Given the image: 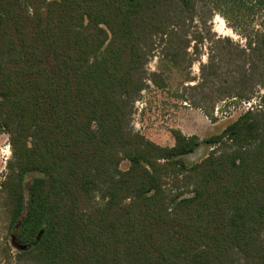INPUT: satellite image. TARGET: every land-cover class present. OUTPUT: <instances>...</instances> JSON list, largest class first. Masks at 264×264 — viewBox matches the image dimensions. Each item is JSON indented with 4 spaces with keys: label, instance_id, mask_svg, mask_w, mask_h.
<instances>
[{
    "label": "trees",
    "instance_id": "obj_1",
    "mask_svg": "<svg viewBox=\"0 0 264 264\" xmlns=\"http://www.w3.org/2000/svg\"><path fill=\"white\" fill-rule=\"evenodd\" d=\"M200 1L246 40L251 71L233 84L258 76L264 90V0ZM173 2L193 20L199 0H0L3 186L28 264H264L263 110L203 142L174 132L173 147L127 130L147 89L146 44L174 41ZM185 171L190 192L170 196L164 174Z\"/></svg>",
    "mask_w": 264,
    "mask_h": 264
},
{
    "label": "rangeland",
    "instance_id": "obj_2",
    "mask_svg": "<svg viewBox=\"0 0 264 264\" xmlns=\"http://www.w3.org/2000/svg\"><path fill=\"white\" fill-rule=\"evenodd\" d=\"M208 2L199 0L193 20L187 14L180 15L173 2L178 10L172 11L168 26L169 31L174 32V41L169 37H156L145 46L148 61L142 77L147 89L133 104L127 130L161 147L174 146V132L203 142L220 135L242 113L264 111L259 100L264 90L258 89V76H249L243 90L235 85L239 79L237 71L242 66L244 71H251L245 38L234 31L221 14L210 11ZM259 19L264 20V15ZM259 19L254 24L260 22ZM257 25L255 28L260 29ZM211 66L216 75L211 74ZM240 93L242 97L238 96ZM228 144L224 142L216 147L203 144L184 157L183 162L191 167L216 149H228ZM12 158L10 136L0 131V264H28L20 256L25 249L17 240L18 228L10 229L7 213L3 184L11 175L7 166ZM129 167L130 162L124 159L119 169L126 171ZM185 175L186 171L164 174L165 189L170 196L180 191L190 192L191 181ZM34 177V174L26 177L25 190ZM100 196L101 193L98 203Z\"/></svg>",
    "mask_w": 264,
    "mask_h": 264
},
{
    "label": "water",
    "instance_id": "obj_3",
    "mask_svg": "<svg viewBox=\"0 0 264 264\" xmlns=\"http://www.w3.org/2000/svg\"><path fill=\"white\" fill-rule=\"evenodd\" d=\"M29 175H31V174H29ZM29 175H28V176H29ZM34 175H35V177L37 176L36 174H34ZM35 177H34V178H35ZM26 190L29 191V187H27ZM24 249L26 250V249H28V247H24Z\"/></svg>",
    "mask_w": 264,
    "mask_h": 264
}]
</instances>
